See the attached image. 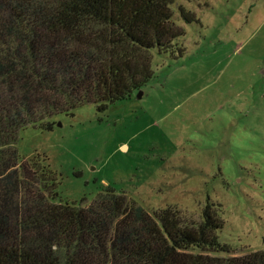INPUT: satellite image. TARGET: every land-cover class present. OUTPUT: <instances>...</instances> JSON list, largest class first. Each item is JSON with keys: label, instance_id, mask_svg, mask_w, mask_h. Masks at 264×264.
Segmentation results:
<instances>
[{"label": "rangeland", "instance_id": "374dc122", "mask_svg": "<svg viewBox=\"0 0 264 264\" xmlns=\"http://www.w3.org/2000/svg\"><path fill=\"white\" fill-rule=\"evenodd\" d=\"M171 9L183 34L174 54L150 51L140 91L104 112L59 114L51 130L25 127L17 151L48 165L59 202L85 206L112 189L150 214L172 208L195 221L209 203L231 254L264 250V0Z\"/></svg>", "mask_w": 264, "mask_h": 264}, {"label": "trees", "instance_id": "16d2710c", "mask_svg": "<svg viewBox=\"0 0 264 264\" xmlns=\"http://www.w3.org/2000/svg\"><path fill=\"white\" fill-rule=\"evenodd\" d=\"M172 3L0 0V264H264V250L235 256L219 242L213 204L195 221L172 208L150 214L112 189L85 206L59 202L48 165L17 151L25 127L51 130L59 114L104 112L140 91L150 51L174 54L183 34Z\"/></svg>", "mask_w": 264, "mask_h": 264}]
</instances>
